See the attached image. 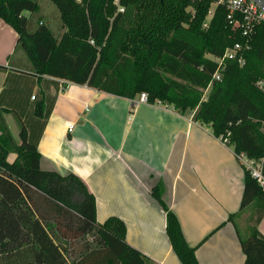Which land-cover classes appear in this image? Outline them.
<instances>
[{
    "label": "trees",
    "instance_id": "obj_1",
    "mask_svg": "<svg viewBox=\"0 0 264 264\" xmlns=\"http://www.w3.org/2000/svg\"><path fill=\"white\" fill-rule=\"evenodd\" d=\"M61 14L64 33L54 35L43 23L28 30L27 13L38 0H0V20L15 30L17 47L36 76L64 80L132 100L141 94L163 107L228 139L235 154L264 158V25L251 34L246 63L227 61L221 79L217 58L246 38L233 29L217 0H50ZM44 105L36 108L42 117ZM4 113L20 127L17 142ZM15 154L13 162L8 160ZM41 154L15 111L0 109V264H145L146 257L127 242V227L118 217L98 223L96 197L77 175L41 167ZM243 167V166H242ZM245 171L241 210L256 204L246 235L238 230L244 264H264V188ZM264 173V168H263ZM158 185L153 197L167 214V235L182 264H200L198 246L188 244L181 224ZM42 199L41 208L32 193ZM230 215L228 222H234ZM90 238L84 251L73 245Z\"/></svg>",
    "mask_w": 264,
    "mask_h": 264
},
{
    "label": "crops",
    "instance_id": "obj_2",
    "mask_svg": "<svg viewBox=\"0 0 264 264\" xmlns=\"http://www.w3.org/2000/svg\"><path fill=\"white\" fill-rule=\"evenodd\" d=\"M0 29L8 37L0 43V109L19 115L44 170L73 173L87 184L96 197L98 223L110 217L124 221L127 242L146 257L145 264H182L167 235V214L153 197L162 184L188 244L198 246L200 264L245 263L238 230L248 229L256 204L241 210L245 171L232 148L191 116L162 105H134L36 76L25 61L14 66L18 35L1 20ZM41 103L44 112L37 117ZM4 118L19 142L16 117L4 113ZM32 196L41 208L42 197ZM230 215L234 222H228ZM258 228L264 235V216Z\"/></svg>",
    "mask_w": 264,
    "mask_h": 264
},
{
    "label": "built area",
    "instance_id": "obj_3",
    "mask_svg": "<svg viewBox=\"0 0 264 264\" xmlns=\"http://www.w3.org/2000/svg\"><path fill=\"white\" fill-rule=\"evenodd\" d=\"M110 1L118 6L119 12H124V8L120 5V0ZM217 5H223L227 9V17L233 29L239 30L242 36L246 38L245 43H236L233 47L228 48L221 58L216 59L219 68L214 78L220 80L221 71L225 69L227 61H237L241 66L245 65L246 59L244 53L252 47L251 34L257 26L264 25V8L253 0H217L209 13V17L213 15L214 7ZM40 24L42 25L43 22H40ZM256 86L264 93V81L258 82ZM138 102L148 103L147 94H141ZM158 105H161V103H158ZM73 127V125H70V130ZM221 141L227 145L228 139ZM236 157L240 164L249 170L252 176L264 188V158L255 161L249 159L245 154L236 155Z\"/></svg>",
    "mask_w": 264,
    "mask_h": 264
},
{
    "label": "rangeland",
    "instance_id": "obj_4",
    "mask_svg": "<svg viewBox=\"0 0 264 264\" xmlns=\"http://www.w3.org/2000/svg\"><path fill=\"white\" fill-rule=\"evenodd\" d=\"M39 10L33 14L27 13V16L30 19L28 30L33 33L35 32L40 26V22H43L45 26L49 27L54 35L60 36L64 33L63 23L61 19V14L59 9L56 7L54 3L50 0H38ZM13 29V28H12ZM14 30V29H13ZM15 31V30H14ZM16 41L13 42L15 44ZM0 43H8V37L4 38L3 33L0 29ZM26 62L28 64H32L28 59L27 55L25 54L24 50L19 46L14 58L12 59L11 63L14 66H19L17 62ZM33 95L37 96V93L34 92ZM16 158L15 154H10L8 160L12 162ZM41 202V200H38ZM242 234L246 235V230H242ZM90 238H84L76 242L73 247L77 249L78 252L84 251V246L87 242H89ZM80 254V253H79ZM77 254V256L79 255Z\"/></svg>",
    "mask_w": 264,
    "mask_h": 264
},
{
    "label": "water",
    "instance_id": "obj_5",
    "mask_svg": "<svg viewBox=\"0 0 264 264\" xmlns=\"http://www.w3.org/2000/svg\"><path fill=\"white\" fill-rule=\"evenodd\" d=\"M254 2H256L257 4H259L261 7L264 8V0H253Z\"/></svg>",
    "mask_w": 264,
    "mask_h": 264
}]
</instances>
